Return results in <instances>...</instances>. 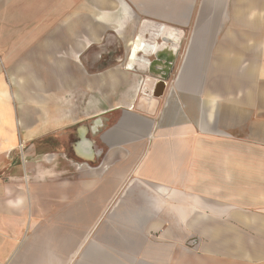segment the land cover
<instances>
[{
  "label": "crops",
  "instance_id": "obj_1",
  "mask_svg": "<svg viewBox=\"0 0 264 264\" xmlns=\"http://www.w3.org/2000/svg\"><path fill=\"white\" fill-rule=\"evenodd\" d=\"M0 264H264V0H0Z\"/></svg>",
  "mask_w": 264,
  "mask_h": 264
},
{
  "label": "bare ground",
  "instance_id": "obj_2",
  "mask_svg": "<svg viewBox=\"0 0 264 264\" xmlns=\"http://www.w3.org/2000/svg\"><path fill=\"white\" fill-rule=\"evenodd\" d=\"M158 29L160 30V28ZM161 41H162L161 43L162 45L161 44L159 45L158 42L152 43L145 41V39H143V37L140 36L137 42H135L133 45L132 48L133 56L130 61V64L132 65L134 61L137 59L138 52L146 51L145 49H151V50L156 49L155 53L159 54L161 58L168 59L169 61L173 60L174 57L176 56V52L178 51V47L181 44L182 33L174 28L165 27L164 36ZM161 66H163L162 61H161ZM166 69L167 68L164 67V70Z\"/></svg>",
  "mask_w": 264,
  "mask_h": 264
},
{
  "label": "water",
  "instance_id": "obj_3",
  "mask_svg": "<svg viewBox=\"0 0 264 264\" xmlns=\"http://www.w3.org/2000/svg\"><path fill=\"white\" fill-rule=\"evenodd\" d=\"M173 60L169 61L168 59L161 58L160 55L156 53L154 60L152 62H150V65H149L150 66V71H149L150 75L154 74L155 76H157L156 79H158V81H159L158 87L155 90L156 92L154 94L156 97L162 96V93L159 94L158 91L160 88H162L163 90L165 88V81L167 80V78L170 74V71H171L170 69L172 66L170 64L173 62ZM161 61L163 63V66L165 68H167L166 70H164V67L161 66ZM156 67H161V68L159 70H157V69L155 70Z\"/></svg>",
  "mask_w": 264,
  "mask_h": 264
},
{
  "label": "rangeland",
  "instance_id": "obj_4",
  "mask_svg": "<svg viewBox=\"0 0 264 264\" xmlns=\"http://www.w3.org/2000/svg\"><path fill=\"white\" fill-rule=\"evenodd\" d=\"M228 6V5H227ZM225 8H226V5L224 6ZM186 35V34H185ZM192 40V33H191V30H188V34H187V36L185 37V39H184V42H185V46H188V44H189V42ZM160 43H162V41H160ZM132 56H133V54L131 55V57H130V61H131V59H132Z\"/></svg>",
  "mask_w": 264,
  "mask_h": 264
},
{
  "label": "built area",
  "instance_id": "obj_5",
  "mask_svg": "<svg viewBox=\"0 0 264 264\" xmlns=\"http://www.w3.org/2000/svg\"><path fill=\"white\" fill-rule=\"evenodd\" d=\"M23 148H24V147L21 145V146H20V149L23 150Z\"/></svg>",
  "mask_w": 264,
  "mask_h": 264
}]
</instances>
